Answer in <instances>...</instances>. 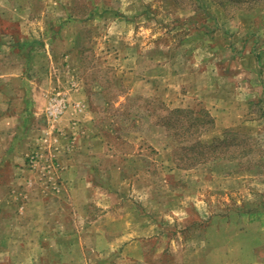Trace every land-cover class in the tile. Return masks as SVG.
<instances>
[{"label":"rangeland","instance_id":"obj_1","mask_svg":"<svg viewBox=\"0 0 264 264\" xmlns=\"http://www.w3.org/2000/svg\"><path fill=\"white\" fill-rule=\"evenodd\" d=\"M0 3L45 48L0 264H264V0Z\"/></svg>","mask_w":264,"mask_h":264},{"label":"crops","instance_id":"obj_2","mask_svg":"<svg viewBox=\"0 0 264 264\" xmlns=\"http://www.w3.org/2000/svg\"><path fill=\"white\" fill-rule=\"evenodd\" d=\"M12 16L13 15L5 17V19L11 22L16 21ZM72 20L74 19L67 16L64 19H56L55 21L58 23L60 22L62 25ZM58 32L59 31L52 32L51 29L47 30L45 35L47 38H50V43L47 44L48 47L51 46L54 39L57 38ZM50 33L51 35L49 36ZM14 37L11 36V38ZM3 38V35L0 36V179L3 176L2 178L8 183L5 188V195H7V193H9V186L14 187V184L19 185L22 180L23 157L28 146V133L33 131H31V128H34L33 125H30L31 111L33 114L35 111L40 112L38 108L33 107L35 105L31 106L35 98L31 97L32 95L28 90V84L30 83L28 74L32 73L34 68V62L32 61L33 55L39 53V50L41 53H44L45 48L42 42L39 43L25 36L18 41L8 42ZM35 43L40 46V49ZM12 58L18 60L17 63L20 67L18 71L11 66L14 65V63H11ZM47 100L49 103L42 110V114L45 116L47 123H45L44 128L41 129V132H49V130L57 129L64 114L70 110L72 113L75 112L73 107L66 105V102H68L67 100H64L65 106L60 112H58V110L54 111L52 106L53 101L57 99L48 98ZM6 167L9 174H11L10 176L4 175V169ZM9 183H12V185H9ZM9 228H13L14 230L15 226H10ZM9 237H11L9 233L5 236L2 234L0 235L1 246H9L12 243ZM18 240V244L21 245L22 243L20 242L22 241H20V239ZM14 243L16 242H13V244ZM1 250L0 258H2L3 261L6 260V262H10L15 259L12 257L9 250L6 251L4 248Z\"/></svg>","mask_w":264,"mask_h":264},{"label":"trees","instance_id":"obj_3","mask_svg":"<svg viewBox=\"0 0 264 264\" xmlns=\"http://www.w3.org/2000/svg\"><path fill=\"white\" fill-rule=\"evenodd\" d=\"M176 111H178V110H176Z\"/></svg>","mask_w":264,"mask_h":264}]
</instances>
